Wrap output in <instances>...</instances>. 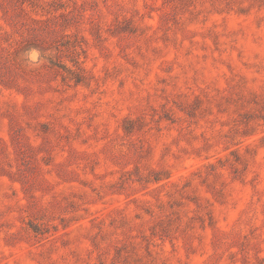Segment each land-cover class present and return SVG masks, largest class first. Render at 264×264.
Listing matches in <instances>:
<instances>
[{
    "label": "rangeland",
    "instance_id": "1",
    "mask_svg": "<svg viewBox=\"0 0 264 264\" xmlns=\"http://www.w3.org/2000/svg\"><path fill=\"white\" fill-rule=\"evenodd\" d=\"M0 264H264V0H0Z\"/></svg>",
    "mask_w": 264,
    "mask_h": 264
}]
</instances>
